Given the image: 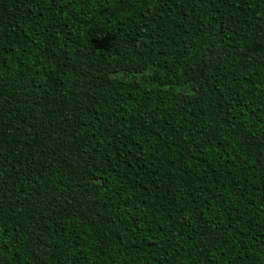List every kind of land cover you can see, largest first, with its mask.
<instances>
[{"label": "trees", "instance_id": "obj_1", "mask_svg": "<svg viewBox=\"0 0 264 264\" xmlns=\"http://www.w3.org/2000/svg\"><path fill=\"white\" fill-rule=\"evenodd\" d=\"M0 264H264V0H0Z\"/></svg>", "mask_w": 264, "mask_h": 264}]
</instances>
